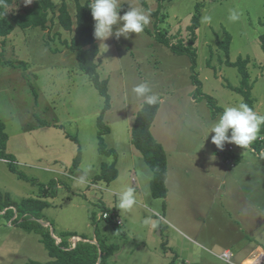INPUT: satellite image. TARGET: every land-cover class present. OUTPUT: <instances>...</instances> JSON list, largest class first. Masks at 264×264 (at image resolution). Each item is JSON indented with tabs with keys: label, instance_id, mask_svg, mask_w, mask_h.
<instances>
[{
	"label": "rangeland",
	"instance_id": "1",
	"mask_svg": "<svg viewBox=\"0 0 264 264\" xmlns=\"http://www.w3.org/2000/svg\"><path fill=\"white\" fill-rule=\"evenodd\" d=\"M53 1L57 5L66 1L75 20L77 1L84 4L88 0ZM146 2L151 16L146 28L152 35L144 30L129 34L127 39L110 37L97 42L99 75L108 80L111 97L105 123L112 134L104 138L116 156L98 152L97 124L105 98L79 69L76 54L63 44L71 40L73 32L63 29L58 12L50 16L54 18L45 31L17 27L8 38H0V117L9 137L5 154L29 179L20 180L0 159V192L10 194L18 205L29 202L23 206L25 213L21 211L10 220L4 216L6 210L0 212V264H55L58 256L50 253L53 240L57 245H69L66 250H73L79 242L96 245L97 264L100 257L101 264H243L255 246L263 252L250 258L264 254V236L248 239L247 231L238 228L250 225L249 219L264 223V135L259 149L253 143L256 153L225 144L233 151L223 155L211 142L214 133L207 137L208 127L226 106L245 102L233 90L241 86L242 77L238 68L227 65V58L231 62L249 60L253 109L264 115V51L260 41L264 0ZM32 4L33 0L28 5L16 0L9 12ZM130 4L144 7L139 0H121L120 15ZM198 4L201 26L195 46L197 67L192 71L190 57L174 54L156 41L155 34L166 32L175 42L187 41V29ZM234 8L242 15L230 21L229 10ZM204 15L211 16V21L202 23ZM226 33L232 37L229 57L218 46ZM193 76L201 83L200 93ZM141 82L149 83L160 96L151 132L164 147L169 164L167 200L155 199L149 187L132 183L133 178L139 180L142 169H149L130 150L125 128L143 104L131 92ZM207 95L216 102V111L203 98ZM80 152L81 162L76 166ZM230 158L236 169L230 170ZM114 161L118 170L115 183L97 180L103 164ZM247 163L253 172L248 181L256 185L252 196L247 199L246 188L240 190L239 182L233 180L231 189L224 192L219 186L224 175L230 178L247 168ZM89 167V182L77 183L75 177ZM209 168H214L217 178ZM210 181L218 187L211 190ZM257 184L262 186L260 191ZM124 186L134 187L138 194V203L130 211L118 209L117 193ZM33 200L36 203L32 204ZM103 213L110 217L104 219ZM148 217L157 221L156 228L144 223ZM116 219L122 225H117ZM226 249L233 254L229 262L221 257ZM107 252L112 256L105 262L102 256ZM84 255L82 259L87 261Z\"/></svg>",
	"mask_w": 264,
	"mask_h": 264
},
{
	"label": "trees",
	"instance_id": "2",
	"mask_svg": "<svg viewBox=\"0 0 264 264\" xmlns=\"http://www.w3.org/2000/svg\"><path fill=\"white\" fill-rule=\"evenodd\" d=\"M163 1V0H159ZM16 0H3V4L0 5V38H8L14 30L19 27L21 29H35L39 28L43 31L47 30L48 23L52 18V14L58 12V20L67 32H73V36L70 41H64L63 44L67 48L76 54L79 69L85 73L93 85L99 91L100 95L105 98V107L98 118V128H99V143L98 152L105 156H116L115 151L105 143L104 136L109 134L110 128L105 123V114L111 109V97L108 91V80H102L99 75V68L101 66V60L99 58L100 49L98 46V39L94 37V20L91 15V9L89 5L91 0L86 3L81 4L77 1L75 20L69 12L68 4L63 1L61 5H57L53 0H33L32 6L22 9L18 12H9V9L15 4ZM139 2L146 8L149 9V5L146 0H139ZM201 4L196 6V13L192 18V23L188 27L187 31L189 33V38L187 41L179 40L175 42L168 33H163L158 31L155 34V39L162 45L167 46L176 55H187L190 57L192 62L191 70L195 71L197 67V51H196V41H197V31L200 29L201 23ZM152 14L157 15L156 12ZM148 34L152 35L149 30L145 29ZM261 46L264 51V33L260 35ZM232 43V37L230 34L226 33L225 38L219 41V48L225 52V55L229 57L230 47ZM227 65L238 68L239 73L242 77L241 86L234 88L233 90L244 97L245 103L253 108V99L251 98L252 85L250 82V75L247 70L249 64L248 59L240 58L237 62H231L229 58L226 60ZM13 66V63H10ZM25 66L24 63H21ZM194 84H198L197 92L200 93L201 83L198 79L193 76ZM233 88V87H231ZM209 105L216 109V102L211 96H203ZM160 104L155 106H148L143 104L139 112L137 113L134 123L131 128V142L134 148L141 154L147 167L151 170L153 178L150 182V192L153 198L163 199L166 198L168 189L166 181L168 178V164L167 156L164 147L160 144L152 135L151 129L156 116L160 109ZM216 111V110H215ZM264 135V127L261 130L259 136ZM72 139L76 143H79L78 139L72 138L71 136H66ZM8 135L5 132V123L0 117V159L6 161L9 164V170L17 175L20 180L29 179L20 171L14 164V161L8 159L5 154ZM260 143L258 140L254 142V146L259 149ZM261 148H264V144H261ZM81 162V152L78 154L75 160V165L79 166ZM118 177V170L116 168V161L112 164H103L102 170L96 175L97 180H102L107 183H112ZM29 203L24 201L21 205H18L10 194H4L0 192V212L4 210V216L12 219L19 212L25 213L23 206ZM31 203V202H30ZM36 201H32V204ZM72 237H75L73 235ZM84 239V238H83ZM53 248L51 255L53 257L58 256V261L55 264H81L85 262L86 264H97L99 256V247L92 243H78L73 250H66L68 248L64 243L57 245L56 241L53 240ZM50 249V248H49ZM85 254V255H84ZM103 254V251H102ZM87 256V261L82 259V256ZM112 256L111 253L107 252L106 256H102L103 260ZM107 259L105 260V262ZM53 264V263H52ZM102 264H105L104 261ZM170 264H174L173 262Z\"/></svg>",
	"mask_w": 264,
	"mask_h": 264
},
{
	"label": "clouds",
	"instance_id": "3",
	"mask_svg": "<svg viewBox=\"0 0 264 264\" xmlns=\"http://www.w3.org/2000/svg\"><path fill=\"white\" fill-rule=\"evenodd\" d=\"M25 5L31 4L32 0H23ZM3 0H0V5ZM94 20V37L106 41L110 37L117 40L120 37L128 38L129 34L142 33L151 22L150 12L142 6L130 4L129 10L120 15L121 0H91L89 5ZM242 13L238 9H230L228 19L237 21ZM211 21V16L204 15L202 23ZM132 94L143 104L155 106L160 103V96L154 93L147 82L134 85ZM264 126V115L258 114L247 103L241 101L233 106H226L222 113L215 119L207 129V137L214 133L211 142L220 150L225 144H235L241 148H249L258 138L261 127ZM206 137V138H207ZM90 167L81 171L75 177L77 183L86 184L89 182ZM142 179H147L142 174ZM118 209L130 211L138 203V194L134 187L124 186L117 193ZM144 223L152 228L157 227V221L148 217Z\"/></svg>",
	"mask_w": 264,
	"mask_h": 264
},
{
	"label": "crops",
	"instance_id": "4",
	"mask_svg": "<svg viewBox=\"0 0 264 264\" xmlns=\"http://www.w3.org/2000/svg\"><path fill=\"white\" fill-rule=\"evenodd\" d=\"M143 105V104H142ZM142 105L140 106V108L138 109V112H139V110L141 109V107H142ZM137 112V113H138ZM137 115V114H136ZM136 117V116H135ZM135 120V119H134ZM134 120H132L133 122H129V123H127V125H126V129H127V132H128V135H129V138L131 139V128H132V125H133V123H134ZM110 128V127H109ZM152 128H153V126H152ZM110 130H111V128H110ZM112 134V131H110L109 132V135H111ZM152 134H153V136H154V138L159 142V140L156 138V136H155V134H154V132H153V130H152ZM160 143V142H159ZM131 147V149L130 150H134V152H136L138 155L137 156H140L139 158H140V160H143V158L141 157V155L139 154V152L134 148V146L132 145V142H131V145H130ZM112 149V148H111ZM133 154V153H132ZM235 157H237V155H235ZM144 161V160H143ZM137 162H142V161H137ZM136 162V163H137ZM146 164V163H145ZM167 164H168V161H167ZM237 164V163H236ZM135 166H136V164H135ZM145 166H147V165H145ZM168 166H169V164H168ZM137 167V166H136ZM246 167L247 168H243L241 171H236V172H234V174L233 175H231L230 176V178H226V176L224 175V178H222V180H221V183L219 184V186H220V188H222V186L224 187V192H226V190L227 191H229L231 188H230V182H231V180H233V181H235V182H239V189L240 190H242V189H244V188H246L244 191L246 192V194H247V199L248 198H250L251 196H252V188H254V187H256V185H253V182L252 183H250L249 181H248V177H249V175L251 174V173H253L251 170H250V164L249 163H247V165H246ZM146 168H148V167H146ZM235 169H236V167H234ZM234 168H230V170H232V169H234ZM150 169H142V172H141V174H140V176H139V180H135L134 178L132 179V183H133V185L135 186V185H139L140 183H141V185H142V187H149V189H150V182H151V179L153 178V174H152V172L151 171H149ZM201 171H204V169L203 168H201L200 169ZM263 170H264V168H263ZM208 172H211L213 175L212 176H214V177H216L217 178V174H216V172H214V168H209V170H208ZM228 173V172H227ZM142 174L143 175H146L147 176V179L145 180V179H142L141 177H142ZM118 178V177H117ZM168 178H169V167H168ZM220 179V178H219ZM219 179H218V181L217 182H219ZM115 181L116 180H114L112 183H110V184H114L115 183ZM217 182H213V181H210L209 182V187H211V190H212V188L213 187H218V185H217ZM166 185L168 186V182L166 183ZM113 186H115L116 187V185H113ZM257 186H258V191H260L261 189H262V186H259V184H257ZM118 188V187H117ZM220 188H217V190H216V192H218L219 191V189ZM121 189V188H120ZM243 192V191H242ZM148 196V195H147ZM152 198V197H151ZM168 199V197L165 199V200H167ZM249 200H245V201H243L244 203H247ZM258 211H260V209H258ZM249 222H250V225H248V226H239L238 228H239V230H242V228H244L243 229V231L244 230H246L247 231V237H248V239H259V238H261L262 236H264V223H262L261 222V220L259 221V222H256V223H253V221L251 220V219H249ZM262 231H263V234H262ZM239 243V242H238ZM244 246V245H243ZM259 252H258V251ZM225 251H229V250H225ZM260 251H262L261 250V248L259 247V246H255V248H253V249H251V250H249L248 251V253H249V256L246 258V259H244L243 261H242V263L244 262L245 264H259L260 263V261H258L257 262V260H253V259H251L250 258V256L252 255V254H256V253H260ZM263 252V251H262Z\"/></svg>",
	"mask_w": 264,
	"mask_h": 264
},
{
	"label": "built area",
	"instance_id": "5",
	"mask_svg": "<svg viewBox=\"0 0 264 264\" xmlns=\"http://www.w3.org/2000/svg\"><path fill=\"white\" fill-rule=\"evenodd\" d=\"M258 142L261 143L262 142V136H259L257 138ZM250 150L251 153H256L257 152V149L255 147H253V144L248 148ZM263 152H264V148L262 149ZM233 151V147L232 146H225V149L224 150H220V154L223 155L225 153L227 154H230L231 152ZM4 161V160H3ZM228 162H229V166L231 168H233L235 165H234V162L232 161V159H228ZM102 217L104 219H108L110 216L108 213H103ZM116 224L117 225H122V221L120 219H116ZM221 257L226 260V261H230V259L233 257V254L230 252V251H226L224 252ZM253 260H257V262L260 260V263L259 264H263L264 263V254H259L257 255L256 257H253L251 258ZM243 264H245L243 262Z\"/></svg>",
	"mask_w": 264,
	"mask_h": 264
},
{
	"label": "water",
	"instance_id": "6",
	"mask_svg": "<svg viewBox=\"0 0 264 264\" xmlns=\"http://www.w3.org/2000/svg\"><path fill=\"white\" fill-rule=\"evenodd\" d=\"M98 264H101V257H100V259H99V261H98Z\"/></svg>",
	"mask_w": 264,
	"mask_h": 264
}]
</instances>
